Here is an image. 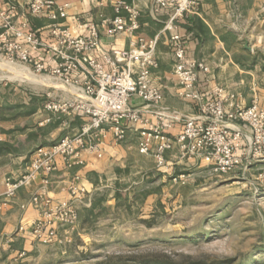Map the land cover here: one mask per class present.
Here are the masks:
<instances>
[{
	"label": "built area",
	"instance_id": "obj_1",
	"mask_svg": "<svg viewBox=\"0 0 264 264\" xmlns=\"http://www.w3.org/2000/svg\"><path fill=\"white\" fill-rule=\"evenodd\" d=\"M106 1L115 13L114 18L104 21L109 33L135 34L141 26L138 6L126 0ZM200 1L153 0L151 8L155 15L168 13L164 30H171L177 95L198 109L196 114H189L163 103L162 87L153 78V71L159 68L156 40L138 38L131 41L128 49L115 48L102 53V31L94 22H89L87 33L81 35L55 23L50 29L54 43L48 46L58 61L52 66L24 48V43L38 47L42 41L26 22L16 23L18 0H8L7 7L0 12V52L8 62L23 63L34 74L52 77L74 89L75 94L68 99L48 93L44 109L55 115H77L84 121L77 132L49 145H37L26 172L6 178V189L0 194V215L11 206L21 188L42 176V187L22 205L23 209L36 210L29 226L33 238L52 244L59 240L62 230L78 228L81 209L87 204L86 187L78 185L75 178L68 184V199L56 200L50 196L48 185L52 173L58 170L59 159L67 169L82 165L85 151L101 157L107 132L113 133V141L118 144L126 138L128 130H137L139 151L151 155L155 166L166 172L173 169L167 154L174 147L185 162L208 164L219 173L247 168L264 160V108L259 99L254 97L250 105H241L238 93L221 84L201 91L207 62L189 56L187 34L175 28L179 19L198 13ZM27 7L32 15H47L58 21L68 16L70 3L29 0ZM104 63L111 68L106 69ZM79 70L85 74L82 79L74 75ZM136 99L144 105H138ZM177 124L181 133L174 138L170 129ZM25 229L22 223L19 230Z\"/></svg>",
	"mask_w": 264,
	"mask_h": 264
},
{
	"label": "rangeland",
	"instance_id": "obj_2",
	"mask_svg": "<svg viewBox=\"0 0 264 264\" xmlns=\"http://www.w3.org/2000/svg\"><path fill=\"white\" fill-rule=\"evenodd\" d=\"M236 16L251 23L249 38L257 33L255 13L241 10ZM257 19H263L264 35V10ZM247 46L253 51L255 44ZM259 60L264 64V57ZM25 67L0 52V130L13 137L7 142L12 150L24 145L22 133L26 140H38V132L27 130L36 125L35 113L49 90ZM57 116L42 132L51 138L42 144L75 133L56 129L64 121ZM4 161L0 157V165ZM185 163H173L170 172L153 163L151 175L126 179L123 184L131 187L124 185L128 189L110 202L98 197L83 226L62 230L56 243L20 230L4 235L0 264H264V160L222 173L208 164Z\"/></svg>",
	"mask_w": 264,
	"mask_h": 264
},
{
	"label": "crops",
	"instance_id": "obj_3",
	"mask_svg": "<svg viewBox=\"0 0 264 264\" xmlns=\"http://www.w3.org/2000/svg\"><path fill=\"white\" fill-rule=\"evenodd\" d=\"M28 1L18 0L19 16L16 18V23L26 22L28 27L36 32V36L42 41V45L38 47H34L30 43H24V48L30 51L36 59L43 61L45 64L56 65L58 60L48 46V44L54 43L50 29L55 23L69 27L75 35H81L87 33V24L94 22L102 31V49L100 51L102 53L112 52V49L115 48L128 49L131 41L138 38H144L148 42L156 40V57L159 68L153 71V78L162 87L163 103L183 113H197L198 109L194 103L184 101L177 95L178 85L173 75L174 55L170 45L171 30H164L168 13L155 15L151 10L153 0H126L138 6L141 12V26L135 34L122 32L115 35L109 33L104 22L114 18L115 15L113 7L106 0H56L58 3H70L67 10L68 16L58 21L47 15H32L27 7ZM7 4L8 0H0V12L7 7ZM198 10L196 14L179 19L175 24V28L181 33L187 34L186 41L189 56L203 58L207 62V70L202 74L201 91H206L217 84H221L238 93L237 101L241 105L248 106L254 97H257L264 108V64L259 60L260 57H264L262 52L264 35H261L259 31L263 26V19H257L258 14L264 10L263 0H240L239 5L234 6L228 0H203ZM241 10L245 15L247 11L255 13L256 19L253 22V28H256L257 33H252L251 38L248 37V33L251 31L250 28L252 29L250 27L251 23L249 26L247 20L243 21L240 16H236V13ZM249 43L255 44L253 51H251V47L247 46ZM104 64L106 69L111 68L110 65ZM25 69L33 72L31 67L27 66ZM74 75L80 79L85 77L82 70ZM37 76L40 81L36 83L49 88L46 95L50 93L52 96L68 99L75 94L74 89H69L52 77ZM136 103L140 106L144 105L140 99H136ZM41 104V108L35 113L36 125L33 126L32 130H27L28 133H32L34 130L38 132V140L32 142L26 140L24 138L27 135L22 133L20 136L24 145L16 149L15 152L4 156L0 155V157L5 158L4 163L0 165V194L6 189V178H16L25 173L32 150L37 145L51 139L50 136L47 138V136L42 135V132L49 125H55L58 116L45 111V102H41ZM59 116L64 117V121L56 126V129L59 130L63 129L65 131L67 129L68 131L71 129L77 132L84 121L82 117L77 115ZM0 126L4 125L1 124ZM127 132L126 138L118 144L113 141V133L107 132L103 144V155L99 157L95 153L85 151L82 165L66 169L62 160H58V170L52 173L48 185L49 194L56 200L68 199V184L71 180L78 178L77 184L87 189L85 199L87 204L81 209L79 218L81 227L86 220L87 211L94 203L97 204L96 199L98 197L103 195L107 202L113 201L117 192L128 189H122V187H126L124 185L132 186L129 183L123 184L126 179L132 180L134 177L144 179L147 175H151L154 170V166H152L155 163L154 158L151 155L142 154L138 149L139 132L137 130H128ZM180 133L181 126L178 124L170 129V135L174 138ZM12 139L13 137L0 130L1 143L10 142ZM167 158L171 163H185L177 147L170 150ZM41 180L42 176L30 186L21 188L12 200L11 206L0 215V246L3 244V236L18 232L22 223L25 224L26 229L20 230V232L29 233V226L31 220L36 216V210L31 207L23 209L22 205L42 187ZM25 247L31 248L32 246L26 243Z\"/></svg>",
	"mask_w": 264,
	"mask_h": 264
},
{
	"label": "trees",
	"instance_id": "obj_4",
	"mask_svg": "<svg viewBox=\"0 0 264 264\" xmlns=\"http://www.w3.org/2000/svg\"><path fill=\"white\" fill-rule=\"evenodd\" d=\"M7 142H4V143H0V155H5V154H8V153H11V152H15V150H12L11 148L7 147ZM96 205L97 204H93L91 206V208L87 211L88 214L92 213L94 211V209L96 208Z\"/></svg>",
	"mask_w": 264,
	"mask_h": 264
},
{
	"label": "bare ground",
	"instance_id": "obj_5",
	"mask_svg": "<svg viewBox=\"0 0 264 264\" xmlns=\"http://www.w3.org/2000/svg\"><path fill=\"white\" fill-rule=\"evenodd\" d=\"M33 74V73H32ZM30 75L29 77H31V78H34L35 80L34 81H36V82H38V80H39V77L37 76V75H35V74H33V75ZM40 81V80H39Z\"/></svg>",
	"mask_w": 264,
	"mask_h": 264
}]
</instances>
